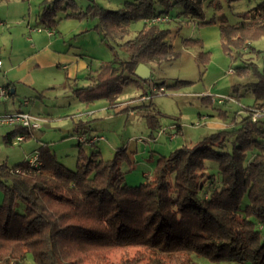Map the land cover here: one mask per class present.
<instances>
[{"label":"trees","instance_id":"1","mask_svg":"<svg viewBox=\"0 0 264 264\" xmlns=\"http://www.w3.org/2000/svg\"><path fill=\"white\" fill-rule=\"evenodd\" d=\"M89 1L83 9L77 0H44L38 24L54 30L61 11L64 18H96L95 27L108 40L124 38L138 20L144 25L123 43L129 58L90 66V82L74 90L80 101L89 105L105 99L113 107L131 83L147 86L152 98L159 92L150 85L164 86L166 93L189 82L168 84L154 77V61L181 53L168 39L171 29L165 23L171 20H146L157 15L173 19L171 8L179 5L180 24L209 23L201 1L159 0L160 11L158 0L128 1L115 10ZM236 14L237 22L219 26L223 46L234 58L264 36V0ZM183 46L195 49L201 63L209 57L201 38H184ZM140 63L150 67L149 78L136 76ZM249 69L258 78L256 97L262 98L252 106L262 112L264 69L246 62L236 70ZM4 86L7 96L16 94L10 84ZM245 110L236 126L160 156L150 177L134 186L125 182L120 166L129 158L126 146L117 147L113 158H102L96 143L104 136L91 134L89 121H77L68 134L78 140L73 168L47 142L35 149L38 162L0 163V264H27L29 255L35 264H113L114 251H121L119 264H264V114L253 118L254 111ZM21 134L25 139L34 135L16 126L4 139L11 144ZM84 145L91 146L90 152ZM207 162L216 163V170L211 172Z\"/></svg>","mask_w":264,"mask_h":264},{"label":"rangeland","instance_id":"2","mask_svg":"<svg viewBox=\"0 0 264 264\" xmlns=\"http://www.w3.org/2000/svg\"><path fill=\"white\" fill-rule=\"evenodd\" d=\"M43 1H0V62L3 65L0 82L15 81L18 94L14 102L6 97L5 102L0 103V116L12 113L20 106V100L27 98L30 103L22 108L40 114L41 118V129L33 130V136L21 142L15 139L11 144L4 139L5 133L12 129L11 124L0 123V163L11 166L30 160L35 149L47 142L57 158L73 168L79 151L78 140L68 134L73 132L77 121H89L91 128L104 136L97 146L102 158L111 159L117 147L126 146L129 158H124L120 166L125 173V182L134 186L150 177L160 156L169 155L184 145H193L213 132L236 126L234 121L248 113L246 108L254 111L253 118L261 112L252 106L262 101L254 91L258 78L252 69L242 73L236 69L246 62H254L263 71L264 36L254 39L243 55L234 58L223 46L219 27L221 23L237 22V12L261 0H199L204 5L205 20H210L203 24L198 19L180 24L178 12L182 8L174 5L170 12L173 19L165 25L171 29L169 41L181 54L170 61H154L151 67L154 77L164 79L168 84L176 79L189 82L168 89L166 93L147 97L144 102L140 101L144 94H140L142 87L131 83L113 107L105 99L87 105L73 95L72 89L90 82L88 63L95 68L103 61L129 58L123 43L136 36L144 21L134 22L124 38L108 40L95 27L96 18H64L61 11L57 34L48 37L45 31L32 29L39 26L37 14ZM77 1L83 9L90 2ZM95 1L115 10L134 0ZM161 9L158 0L156 10ZM188 37L203 40L204 50L209 51L204 63L197 59L195 49L183 46V39ZM46 47L58 54L50 53V49H44ZM36 56H40L43 63L36 64ZM25 59L29 67L16 71L18 62ZM203 96L209 97L208 102ZM128 103H134L133 108ZM89 110L92 113L87 115ZM261 113L264 114V108ZM84 148L88 152L92 149L88 145ZM207 166L211 172L217 168L214 162H207ZM2 199L0 189V204ZM19 208L22 209L21 204ZM120 258L121 251H114L109 261L119 264ZM27 264H35L32 255H29Z\"/></svg>","mask_w":264,"mask_h":264},{"label":"built area","instance_id":"3","mask_svg":"<svg viewBox=\"0 0 264 264\" xmlns=\"http://www.w3.org/2000/svg\"><path fill=\"white\" fill-rule=\"evenodd\" d=\"M171 18L168 17L167 15H157L153 18H149L146 20V22L148 24H152V23H158V22H164V21H170ZM54 31L52 30H48L49 34H52ZM2 63L0 62V65ZM150 90L155 91V92H159L162 93L165 91V87L164 86H153L150 85ZM145 94V95H144ZM142 96V100H146L147 97H149L148 94L144 93ZM7 97V89L4 86L0 85V99L1 98H6ZM258 115H254V117H257L261 114V112H258ZM41 118L40 116H37L35 114H32L31 112L28 111H24V110H19V111H15L12 112L10 114H6L3 116H0V123L2 124H11L13 126H19V127H23L27 130H38L39 128H41V122H40ZM26 137V135L21 134L19 135L15 141H22L24 140ZM102 138V137H100ZM94 139H97V137H95ZM31 162H38V154L37 152L35 153L34 156L31 157Z\"/></svg>","mask_w":264,"mask_h":264},{"label":"crops","instance_id":"4","mask_svg":"<svg viewBox=\"0 0 264 264\" xmlns=\"http://www.w3.org/2000/svg\"><path fill=\"white\" fill-rule=\"evenodd\" d=\"M2 22L4 21L5 22V20H1ZM5 24V23H4ZM37 27V29H35V28H32L33 30H42V31H45L46 32V34H48V37H53V36H55L56 34H57V31H58V29H57V27H56V29H54L55 31L52 33V34H49L48 33V30H49V28H45V27H42V26H36ZM48 29V30H47ZM44 49H50L49 47H46V48H44ZM56 53V51L53 49V50H51L50 49V53ZM56 54H58V53H56ZM40 58V56H36L35 57V60H38V63H36V64H41V63H43V61H41V59H39ZM75 59H77V58H74V60ZM40 60V61H39ZM40 62V63H39ZM35 65V64H34ZM90 66H92V65H90L89 63L87 64V68H88V70L90 71ZM3 67V65L1 66L0 65V72L2 71L1 70V68ZM29 67V62L25 59V60H22V61H20V62H18V64H17V66H16V71H18V72H21V71H23V70H25V69H27ZM64 67H66V68H68L67 66H64ZM7 71H5L4 72V74L6 73ZM6 84H10V86H11V88H12V92H15L16 94L14 95V96H7V97H9V98H11L12 99V101L14 102V100L18 97V94H17V91H16V83H15V81H13V80H10V79H8V81H6V82H0V85L1 86H4V85H6ZM85 86V85H84ZM77 87H80V86H74L73 87V89H72V93H73V95L76 97V95H75V93H74V90H75V88H77ZM142 87V90H141V95H142V93H145V91L146 90H143V87H144V85H142L141 86ZM137 97V96H136ZM4 100V102H5V98H1L0 99V103L2 102ZM79 100V99H78ZM141 102H144L143 100H140ZM137 102H139V100L137 101ZM137 102H135V103H137ZM30 103V101H29V99H27V98H24V99H22V100H20V106L18 107V108H16L13 112H15V111H19V110H24L23 108H22V106H26V105H28ZM92 104V103H91ZM129 104V106H130V108H133V107H131V105H133L132 103H128ZM88 105V104H87ZM124 108V107H123ZM25 111V110H24ZM28 112H31L32 114H34L32 111H28ZM130 112H131V109H130ZM133 112V111H132ZM92 113V111H90L89 110V112H88V114L87 115H90ZM35 115H37V114H35ZM37 116H40V114H38ZM11 127H12V129L13 128H15L16 126H13V125H10ZM12 129H10V130H12ZM39 129H41V128H39ZM38 129V130H39ZM10 130H8V131H10ZM7 131V132H8ZM6 132V133H7ZM5 133V134H6ZM100 132H98V131H96V129H93L92 131H91V134H99ZM33 134H34V132H33ZM67 136V135H66ZM103 136V135H102ZM76 138H77V136H75ZM25 140V139H24ZM24 140H22V141H24ZM101 141V140H100ZM21 142V141H20ZM99 144V142H97L96 143V145H98ZM99 149H100V147H99Z\"/></svg>","mask_w":264,"mask_h":264},{"label":"water","instance_id":"5","mask_svg":"<svg viewBox=\"0 0 264 264\" xmlns=\"http://www.w3.org/2000/svg\"><path fill=\"white\" fill-rule=\"evenodd\" d=\"M135 74L141 79H147L151 75V69L147 64L140 63L135 69Z\"/></svg>","mask_w":264,"mask_h":264},{"label":"bare ground","instance_id":"6","mask_svg":"<svg viewBox=\"0 0 264 264\" xmlns=\"http://www.w3.org/2000/svg\"><path fill=\"white\" fill-rule=\"evenodd\" d=\"M50 30H52V31H55V30H53V29H50ZM5 87V86H4ZM6 88V87H5ZM31 160V159H30Z\"/></svg>","mask_w":264,"mask_h":264}]
</instances>
